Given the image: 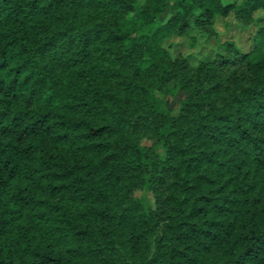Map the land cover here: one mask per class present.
Returning <instances> with one entry per match:
<instances>
[{"label": "trees", "instance_id": "16d2710c", "mask_svg": "<svg viewBox=\"0 0 264 264\" xmlns=\"http://www.w3.org/2000/svg\"><path fill=\"white\" fill-rule=\"evenodd\" d=\"M258 11L0 0V264H264ZM230 14L249 50L225 39L193 64L167 48L218 40ZM167 89L184 93L175 113Z\"/></svg>", "mask_w": 264, "mask_h": 264}, {"label": "rangeland", "instance_id": "374dc122", "mask_svg": "<svg viewBox=\"0 0 264 264\" xmlns=\"http://www.w3.org/2000/svg\"><path fill=\"white\" fill-rule=\"evenodd\" d=\"M166 15L167 11L161 15L160 19H164ZM255 15H264V11H258ZM215 28L218 31V40L214 38L207 39L203 35L192 30L190 34L196 36V42L190 43L187 37L174 36L167 41V48L172 54L179 52L187 56L193 64L200 59H211L214 53L220 49L219 42L225 39L233 40L243 51H247L251 48L250 37L253 35L254 31L241 30L232 14L228 15L225 19L218 18L215 22ZM145 50L146 53H148L147 47H145ZM250 60H264V45L251 55ZM183 95L184 93L181 91H173L172 89H167L165 91L163 96L164 101L167 108L172 113L176 112L178 103Z\"/></svg>", "mask_w": 264, "mask_h": 264}]
</instances>
